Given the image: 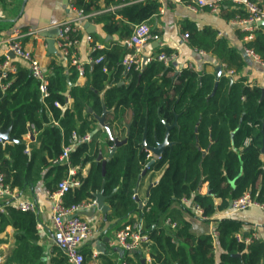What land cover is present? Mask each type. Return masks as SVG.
<instances>
[{"label":"trees","instance_id":"1","mask_svg":"<svg viewBox=\"0 0 264 264\" xmlns=\"http://www.w3.org/2000/svg\"><path fill=\"white\" fill-rule=\"evenodd\" d=\"M74 1L85 11L99 7L97 0ZM158 8L159 2L146 0L119 8L116 13L124 22L115 19L114 11L92 18L102 23L106 33L118 32L126 38L133 24L146 21ZM236 11L244 15L241 8L235 9L233 15ZM190 30L194 32V35L188 34L192 36V44L204 48L215 46L212 52L227 67L239 70L240 54L227 50L223 40H214V32L206 29L200 34L204 40L209 39L207 46L196 41L198 33L194 27ZM246 44L264 62V28L256 30ZM124 51L118 43L105 51L95 50L94 56L103 55V59L86 66L88 76L83 86H70L68 93L73 101L63 110L54 105L55 101L65 103L66 74L62 66L53 64L52 73L47 74L49 95L45 98H41L38 82L29 71L18 67L9 88L0 92V129L11 125L10 134L18 139L4 146L0 142V168L5 182L20 190L34 184L31 178L34 152L30 156L24 152L21 138L27 125L38 132L40 165L55 171L56 182L64 177L66 164L52 160L68 143L73 131L82 136L94 129L92 111L102 113L100 93L103 92L104 107L111 110L105 117L111 135L115 137L117 132L123 135L125 124L130 123L126 141L107 157L104 173L101 162L95 159L99 151L103 153L105 148L115 145L106 132L99 129L88 141L74 146L70 152L71 164L82 167L90 162V168L85 176L77 174L81 183L64 195V204L94 198L103 183L109 205L105 219L121 222L119 228L137 218L148 233L150 243L146 247L150 262L146 264H259L264 245L258 240L247 244L237 240L235 232L240 229L239 222L226 219L217 222L216 239L205 232L195 234L183 216L185 209L180 206V199H190L207 217L246 191L255 200L264 202V160L261 159L264 87L249 86L240 76L220 75L217 81L209 74L199 78L188 67L181 68L172 78L171 67L159 61H151L123 75L120 60ZM124 77L128 78L126 84L120 83ZM107 83L110 86L106 87ZM47 112L57 119L58 125L50 122ZM175 119L176 125L168 132V140L173 144L166 146L146 169L153 173L152 177L154 173H160V177L149 189L145 205L139 208L134 188L139 173L151 159L140 145L144 130L145 141L156 145L163 139L165 124H172ZM204 181L210 192L201 194L198 188ZM214 197L221 198L217 206ZM167 217L176 222L174 228L162 224ZM35 220L33 212L8 205L0 212V230L5 224L12 225L17 242L5 263L65 264L56 248L47 262L46 251L37 241ZM134 255L140 258H128L127 264H141V253L136 251Z\"/></svg>","mask_w":264,"mask_h":264},{"label":"crops","instance_id":"2","mask_svg":"<svg viewBox=\"0 0 264 264\" xmlns=\"http://www.w3.org/2000/svg\"><path fill=\"white\" fill-rule=\"evenodd\" d=\"M145 1L146 0H127L126 2H129L127 5H130L136 2ZM156 1L159 2L158 12L144 21L147 22L153 32L159 35V38L156 41L150 42L145 47L144 53L155 54L159 51L165 52L168 50L170 52H174L176 54V58L172 61L171 65H169L171 67L169 74L172 78L178 75L181 68H189V66H192L191 70L196 72L199 78L205 74H209L214 76V80L217 81V78L220 75L232 78L240 76L249 86L254 85L260 86L261 88L264 87V66L247 57L243 53V48L247 46L246 43L249 41H246L244 38L247 32L242 30L240 25L233 22L236 15L241 16L237 11L233 15L234 10L238 8L236 5L229 1H220L218 2L217 10L211 11L207 6L197 7L194 9L190 6L188 0ZM255 1L260 6L264 5V0ZM114 2L115 1L113 0H105V5L108 6ZM119 8H113L109 11L115 12L114 17L117 21L121 20L124 22L125 19L122 18L119 13H116ZM71 14L72 12L68 7L67 0H0V62L8 57L10 63L15 66V72L19 66L25 67L28 70L27 63L23 59L13 55L8 48L7 38L11 36L13 30L17 28L26 29L28 27H49L62 21ZM191 27H194L197 30V36H199H195V39L199 44L208 46L209 39L204 40V38H202L203 35L200 36V34H202L204 30L209 29L214 32V40H223L227 50H232L240 54L242 66L239 70H235L234 66L227 67L221 58L212 52V49L215 46L212 45L208 48H204V46L198 47L197 45L192 44V36L190 37V35H188L187 38H184L183 34L185 32L188 34L191 32V34L194 35V32L192 33L190 30ZM262 27L264 28V24L259 25L258 29H262ZM258 29L254 30L253 37L255 36V31ZM55 35L56 29L51 28L36 38L23 37L21 38V42L25 47L29 48L33 55L38 59L46 77L47 74L52 73L53 64L63 67V72L66 74V98L64 104L60 103V106H56L60 110H63L64 108L69 107L73 101L72 97L68 93L70 86H83L86 83L88 76L86 66H92L93 62L90 58L96 57L93 52L95 50L105 51L115 43L124 47L123 41L127 37L122 38L118 32H114L112 34L106 33L102 29V23L96 22L93 18L80 22L78 28L79 43L76 48L77 56L79 60L83 62L84 66V74L80 75L75 66L70 63L69 57L60 53L55 42L53 44L48 42L49 39L54 40ZM96 44L98 45L97 49L92 51V46H95ZM222 55L224 57L226 56V54ZM217 66L221 68L219 75L216 74ZM229 71H231L230 74H228ZM15 72L10 75L11 81ZM127 82L128 78L125 77L120 81V83L125 84ZM108 86H110L109 83L106 84V87ZM101 97H103V92L100 93V99ZM103 104L104 103H102V107ZM92 114L94 116L96 113L92 111ZM47 115L49 116L50 122L58 125L57 119L53 118L50 112H47ZM92 124L96 131L99 129L104 131L96 119ZM126 129L123 132V135H118L117 132V136H115V138H124L126 136ZM93 130L91 132H93ZM90 133H88L89 136ZM9 135L12 136L10 132ZM37 136L38 132L32 125H27L26 132L21 135L22 141L24 142V152L28 156H30L31 152H34L35 161L31 172V178L34 181V184L27 185L21 190L16 186L13 187L16 188L17 193L21 197L28 198L35 204V211L33 213L36 217L35 230L39 235V239L37 241L44 247L46 251V260L48 262L50 255L53 254L54 248H58L53 245L51 239V203L47 197L46 190L52 189L57 182L55 180V171L49 170V166L42 167L39 163V140L37 139ZM0 142L4 146L5 144H12L16 141L2 142L0 140ZM111 148L112 146L104 149L103 153H101L102 158L108 157ZM151 158H154V156H151ZM261 159L264 160L263 154H261ZM96 160L97 158L95 161ZM73 166L76 168L77 174L85 176L90 168V162H87L82 167L79 165ZM145 173L146 174L143 175L139 181L136 194L141 201L146 202L148 187L151 183L158 181L160 173H154L155 177L151 176L153 173L150 171ZM207 189V182L204 181L200 184L198 191L201 194H206ZM213 201L217 206L220 204L221 198L214 197ZM0 202V205H3V211L0 212H4L5 202L4 200H0ZM105 202L108 204L107 199ZM184 209L183 216L189 222L190 228L195 234L202 232L209 233L212 228H215L216 223L221 220H235L240 223L239 231L235 232L237 240L243 241L246 244L252 240H258L264 245V210L259 207L250 206L243 210L233 211L230 209L229 202L227 207L216 210L207 219L199 218L197 213L191 209ZM106 213H102L97 207H92L81 212L82 217L95 228L92 237L84 243L83 251L86 255V262L91 260L90 254L91 249L93 248H99L103 251V253H101L99 258L96 260L97 264H113L118 259L117 255L111 252L112 250L117 251V249L109 246V242L113 238L114 232L118 229L121 222L106 220ZM16 245L17 242L15 239L14 227L10 224H5L0 230V255L3 256L5 262ZM121 255L122 253L119 251L118 257H121ZM5 262L4 264H6ZM146 262L145 258V263ZM259 264H264V252Z\"/></svg>","mask_w":264,"mask_h":264},{"label":"built area","instance_id":"3","mask_svg":"<svg viewBox=\"0 0 264 264\" xmlns=\"http://www.w3.org/2000/svg\"><path fill=\"white\" fill-rule=\"evenodd\" d=\"M90 1V0H85ZM99 7L85 11L82 7L76 5L74 0H67L68 7L72 14L62 21L44 28L28 27L26 29H14L11 36L7 38L9 50L18 58L23 59L27 65L30 75L38 82V90L41 98L49 95L48 79L44 73L38 59L33 55L32 51L25 47L21 42L23 37H39L43 32L51 28L57 29L54 42L60 53L69 57L70 63L75 66L80 75L84 74L83 62L79 60L76 48L79 43L78 28L79 23L92 18L96 14L109 11L113 8H119L127 5V0H113V4L105 5V0H97ZM229 1L241 8L245 15H236L233 22L240 25L242 30L247 33L245 40L250 41L253 38V32L259 28V22L264 20V7L260 6L254 0H188L192 8L207 6L211 11L217 10L218 2ZM184 38L188 37V33L183 34ZM89 38V37H88ZM159 35L151 30L147 22L141 21L133 24L129 36L123 41L125 51L121 57L120 64L122 73L125 75L130 70H139L144 64L151 61H159L165 66L171 65L176 58L174 52L159 51L155 54L144 53L145 47L152 41L158 40ZM98 45L92 46V51L97 49ZM243 53L262 64L260 57L250 47L245 46ZM103 59L102 55L91 57L93 63H98ZM192 69V66H189ZM15 72V66L10 63L8 57L0 62V92L4 93L11 85L10 75ZM231 71L228 72L230 74ZM55 106H60L58 101L54 102ZM89 134L86 133L78 136L76 132H72L67 144L62 146L61 152L52 160L53 163L66 164V174L57 181L52 189L46 190L47 197L50 200V230L53 245L58 248L65 259V264H97L96 260L103 253L99 248L91 249L90 259L86 260L83 248L84 243L94 234L95 228L82 217L81 212L92 207H97L95 198L83 199L79 202L69 205L64 204L63 197L71 189L78 187L81 183L77 176L76 168L71 164L70 152L74 146L81 141H88ZM249 140H247L248 142ZM5 175L0 168V200H4L5 205L12 206L21 211H35V204L32 200L21 197L16 188L11 187L4 179ZM135 195V193H134ZM180 206L191 209L196 212L199 218L207 219L203 214L202 208L193 203L190 199L182 197ZM250 206H256L264 210V202H259L252 198L249 192H244L240 196L230 201V209L233 211L243 210ZM0 211H3V205H0ZM164 226L174 228L175 221L165 218L162 223ZM213 239L218 236L215 228L209 231ZM150 243L148 233L143 229L141 220L137 218L132 221H126L122 226L115 230L113 238L109 242V246L116 248L121 253L140 250L141 253L147 252V245ZM148 260L149 257H148ZM5 260L0 255V264H4ZM121 264H127L122 260Z\"/></svg>","mask_w":264,"mask_h":264},{"label":"water","instance_id":"4","mask_svg":"<svg viewBox=\"0 0 264 264\" xmlns=\"http://www.w3.org/2000/svg\"><path fill=\"white\" fill-rule=\"evenodd\" d=\"M261 24H264V20L263 21H260L259 22V25ZM57 30V29H56ZM48 42L50 44H53L54 43V40L53 39H49ZM220 70L221 68L219 66L216 67V74L219 75L220 74ZM103 97H101L102 99ZM102 103H103V99H102ZM90 110V108H89ZM111 110H108L104 107V104H103V109H102V113L97 115V114H94V118L98 121L99 125L104 129V132H106L107 136H108V139H112L114 141V146H112L111 150L109 151V154H108V157H110L112 155V153L115 151V148L116 146L124 143L126 141V137H127V134L129 132V126H130V123L126 124V136L122 139H118V138H115L111 135L110 133V130H109V127H108V124L105 122V117H106V114L108 112H110ZM177 121L176 119L174 120V122L172 124H165V132H164V136H163V139L162 141L160 142H157L156 145H149L146 141H145V130H144V133H143V137H142V141L140 143L141 145V149H146L147 152L149 153V155L151 156H154V158H151L147 164L144 166V168L142 169V171L139 173L138 177H137V181H136V185H135V188H134V192H135V195H134V198L138 204V207L139 208H142V206L146 203L145 201H141L137 194H136V191H137V188H138V184H139V181L141 179V177L145 174L146 172V169L147 167L152 164L154 162V160L159 157L161 155V153L163 152V149L166 147V146H171L173 144V142L169 141L168 140V132H169V129L171 126L173 125H176ZM10 129H11V125L6 128L5 130H1L0 129V140L2 142L4 141H18L16 138L12 137L9 135V132H10ZM96 130L94 129L93 132L90 133V136L95 132ZM32 136V134H31ZM261 152L263 154V157H264V144L262 145V148H261ZM102 152L99 151L98 152V156H97V161H100L101 162V166H102V173H104L105 171V164H106V161H107V158H102ZM157 183V181L151 183L148 187V193H149V189L155 185ZM103 186L104 184L102 183L101 185V188L98 192L95 193L94 197H95V200H96V204H97V208L102 212V213H106L108 210H109V205L106 204L105 200L107 199L108 195L104 194L103 192ZM207 193H209V189L206 190ZM136 252V251H133V253ZM137 252L140 254L141 251L140 250H137ZM140 262L141 264H146L145 263V258H141L140 259Z\"/></svg>","mask_w":264,"mask_h":264},{"label":"rangeland","instance_id":"5","mask_svg":"<svg viewBox=\"0 0 264 264\" xmlns=\"http://www.w3.org/2000/svg\"><path fill=\"white\" fill-rule=\"evenodd\" d=\"M111 252L115 253L117 255V258H118L117 261L114 262L113 264H121L122 260H125L127 263H129L128 258H132V259L140 258L139 256L138 257L135 256L133 252L132 253L124 252V253H122L121 257H118L119 256L118 250L117 251L112 250ZM148 257H149L148 252L141 253V258H146V261L150 262V260H148ZM149 259H150V257H149Z\"/></svg>","mask_w":264,"mask_h":264},{"label":"flooded vegetation","instance_id":"6","mask_svg":"<svg viewBox=\"0 0 264 264\" xmlns=\"http://www.w3.org/2000/svg\"><path fill=\"white\" fill-rule=\"evenodd\" d=\"M144 150H146V149H144ZM147 151V150H146ZM147 155L151 158V156L149 155V153L147 152Z\"/></svg>","mask_w":264,"mask_h":264}]
</instances>
